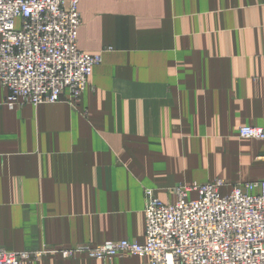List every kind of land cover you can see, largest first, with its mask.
Listing matches in <instances>:
<instances>
[{
	"label": "crops",
	"instance_id": "1",
	"mask_svg": "<svg viewBox=\"0 0 264 264\" xmlns=\"http://www.w3.org/2000/svg\"><path fill=\"white\" fill-rule=\"evenodd\" d=\"M102 53L77 106L0 107V248L23 264H147L58 252L143 244L144 190L264 180V0H78ZM4 92H0V102ZM226 191V190H223Z\"/></svg>",
	"mask_w": 264,
	"mask_h": 264
},
{
	"label": "built area",
	"instance_id": "2",
	"mask_svg": "<svg viewBox=\"0 0 264 264\" xmlns=\"http://www.w3.org/2000/svg\"><path fill=\"white\" fill-rule=\"evenodd\" d=\"M81 26L78 0H0V107L56 103L64 92L77 104L103 53L78 49ZM238 137L264 142V130L243 126ZM169 193L173 199L162 201L145 192L143 244L119 240L58 253L97 260L128 255L147 264H264V180L230 186L216 179ZM45 253L0 248V264H23Z\"/></svg>",
	"mask_w": 264,
	"mask_h": 264
},
{
	"label": "rangeland",
	"instance_id": "3",
	"mask_svg": "<svg viewBox=\"0 0 264 264\" xmlns=\"http://www.w3.org/2000/svg\"><path fill=\"white\" fill-rule=\"evenodd\" d=\"M109 48V47H108ZM105 49V48H104ZM104 49H103V51L102 52H109V51H104ZM111 49V48H110ZM111 51V50H110ZM102 56V55H101ZM88 87V86H87ZM82 95V94H81ZM80 101H81V96H80V98H79V101H78V103L77 104H75V105H73V104H71L73 107L74 106H77L79 103H80ZM225 182V181H224ZM194 183H196V182H194ZM226 183V182H225ZM191 184H193V183H191ZM191 184H189V185H191ZM197 184H204V183H197ZM179 185H183V186H189V185H184V184H178V185H176V186H174V187H172V188H169L168 190H167V194H168V196H171L172 197V195L169 193V191L170 190H172L173 188H175V187H177V186H179ZM146 191H152L154 194H155V192H154V190H152V189H145L144 190V192H143V194H145V192ZM156 196V195H155ZM157 197V196H156ZM158 198V197H157ZM158 199H160V198H158ZM173 199V197L171 198V199H167V200H172ZM161 200V199H160ZM167 200H165V201H167ZM144 201H145V198H144ZM163 201V200H162ZM145 204V203H144ZM144 216V215H143ZM116 241H119V240H116ZM108 242H110V241H108ZM104 244V243H103ZM102 245V244H101ZM100 246V245H99ZM79 247V246H78ZM88 247H91V246H88ZM94 247H96V246H94ZM75 248H77V247H75ZM75 248H73V249H75ZM73 249H70V250H73ZM44 252H46L47 253V249H45V250H43ZM63 251H69V250H63ZM45 253V254H46ZM60 255V254H59ZM84 255V254H83ZM43 256V255H42ZM41 256V257H42ZM73 255H71V256H69V257H72ZM86 256V255H85ZM68 256L66 257V258H69ZM87 257V256H86ZM89 258V257H88ZM91 259V258H90ZM95 260H97V259H95ZM105 260H110V259H105ZM103 261V260H102Z\"/></svg>",
	"mask_w": 264,
	"mask_h": 264
}]
</instances>
